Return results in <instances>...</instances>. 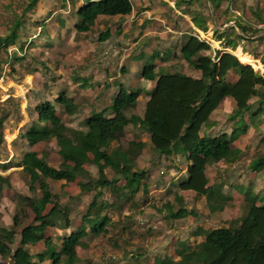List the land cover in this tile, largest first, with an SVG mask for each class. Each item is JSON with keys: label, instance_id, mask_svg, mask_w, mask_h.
<instances>
[{"label": "rangeland", "instance_id": "1", "mask_svg": "<svg viewBox=\"0 0 264 264\" xmlns=\"http://www.w3.org/2000/svg\"><path fill=\"white\" fill-rule=\"evenodd\" d=\"M82 1L39 0L35 6L27 9L29 0H0V35L8 34L14 21L18 18L22 19L19 29L21 37L17 40L19 50H14L13 46L0 50V174L8 178L0 185V228L15 230V242L10 245L13 249L20 245L21 229L34 218L28 205H21L18 196L41 195L39 188L35 191L29 188L30 176L23 164L24 154L29 151L34 152L55 167H60L62 163L58 153L59 139L52 138L50 141L32 145L24 136L31 125L39 124L36 106L46 100L52 101L57 108V114L68 126L82 130L86 128L87 115L95 109L106 106L113 92L119 88L114 84L115 81L111 86H107L108 89L101 87L103 79L106 78L104 71L106 62L117 63L111 65L112 68L108 67L110 77L115 76L125 84L130 83L128 88L138 86L137 76L134 75L131 79L126 77L127 72H132V68H136L137 75L143 68L142 63L138 65L139 67L131 65V59L125 56L126 51L132 47V41L125 33H130L131 29H127L124 33L123 29L118 31L116 28L118 25L122 28L125 17L102 15L98 17L90 31L76 32L75 23L78 16L75 10ZM135 1L136 7L139 6V0ZM150 1L157 4L156 8L166 3L163 0ZM183 3L184 11L193 8L195 13L208 12L210 17L208 27L227 28L230 37L239 43L242 40L237 34L244 33L236 28L235 31L231 30L230 27L234 26L235 20L242 26L247 24L255 28L248 29L246 33L249 36L261 31L254 25L264 19V0H224L217 9L213 8L209 0H183ZM167 4L168 7L158 8L160 11L157 12H166L164 16L167 19L166 23L169 20L173 23V17L169 16L166 10L169 9V3ZM181 23L182 20L179 26ZM107 29L111 31V36L101 40L100 33ZM169 33L171 35L167 38L175 39V33ZM142 35L145 36V32L137 39L142 38ZM198 35L202 40L212 42L211 35L207 33L203 35L201 32ZM187 37L182 36L180 42ZM259 40L262 41L263 38ZM217 48H219L217 44L212 43L211 50L203 53L214 56ZM159 52H156L154 57L147 56L142 61L151 63L155 58L160 60ZM16 56L20 58L17 60ZM175 60L170 65L160 63L157 70L183 73L193 71L188 60L181 55H176ZM261 61L263 63L264 56ZM251 66L264 74V65L257 63L254 65L256 68ZM228 78H236L235 72L231 71ZM62 92L72 96L77 103L79 109L74 114H68L56 101ZM96 99H99L98 104L95 102ZM227 106L230 109L228 103ZM225 111V114L229 112V110ZM245 116L248 120V115ZM259 117L254 122L249 120L248 128L240 134V145L243 150L240 158L233 162L224 160L215 162L207 167L209 180L222 181L225 184L224 191L232 196V200L223 211H211L205 196H195L192 192H184L185 200L182 202L178 200L176 193L180 190L177 184L171 185L170 180L179 179L177 178L180 176L179 171L183 169L181 167L184 166L186 159L183 155H160L150 144L149 150L136 157L135 169L147 172L138 192L132 194L128 200L126 197L119 199L117 196L122 195L123 190L127 191L120 188L125 181L122 177L116 186L117 190H113L112 187L102 189L103 195L100 200L114 204L106 207L102 214H108L112 221L108 223L105 233L88 234L80 240L77 246L79 259L74 264L119 262L161 264L168 258L177 261L181 258L182 244L193 246L203 237L189 235L192 229L198 226L207 230L239 226L241 217L248 210V201L243 195L244 192L238 189L239 185L247 186L253 194L259 193L264 199V170L255 171L251 167L253 159L264 154V114ZM237 121L238 119H232L229 115L217 131L227 129L225 126L229 124L233 129ZM239 123L240 121L238 125ZM132 130L129 129L126 134L120 132L118 142L127 144V138L130 137ZM118 142L112 143V146H116ZM84 166L92 178H98V167L95 164L86 163ZM106 171L109 178L117 176L110 167ZM47 181L56 199L62 206H68L70 209V228H64V220L61 219L57 226L49 227L46 231L45 238H51L56 243L57 249H60L63 237L71 231L78 230L95 191L81 192L78 180L66 182L63 179L48 178ZM257 204L262 203L259 201ZM180 206L195 210L196 215L180 219L171 218V212L177 211ZM17 213L21 221L18 225H14L13 217ZM25 247L32 254H37L46 250V241L44 239L36 244H27ZM65 259L64 254L61 264H67ZM0 261H3L1 257ZM34 262V264H51L49 259L40 262L35 258Z\"/></svg>", "mask_w": 264, "mask_h": 264}, {"label": "trees", "instance_id": "2", "mask_svg": "<svg viewBox=\"0 0 264 264\" xmlns=\"http://www.w3.org/2000/svg\"><path fill=\"white\" fill-rule=\"evenodd\" d=\"M39 0H29L27 9L37 4ZM214 9L221 6L224 0H209ZM131 0H85L76 10L78 16L75 24L76 32H88L94 26L99 16H116L131 13ZM194 21L195 18H194ZM200 29L207 31L208 27ZM22 19L18 18L11 25L8 34L0 35V50H6L16 44L19 38V29ZM244 34H237L240 39H246L247 26L237 24ZM235 31L234 26L230 27ZM215 36L225 40L228 47L235 48L237 41L230 37L228 29H215ZM111 36L109 30L101 32L99 38L105 40ZM211 50V45L191 34L180 49L181 56L188 60L189 65L199 72L193 77L188 72L156 71V65L146 63L143 76L155 81V90L147 101L143 117L129 112L137 105L138 92L130 91L120 83L118 93L113 96L112 102L93 110L85 118V130L72 128L57 114L55 104L46 100L36 106L39 124L31 125L24 136L32 145L52 138L60 140L58 153L62 158L60 167L50 165L43 157L34 152H26L23 156L27 172L30 176L29 188L31 191L40 189V196L19 195L21 205L26 204L34 214L31 223L20 231V245L12 248L15 242L13 228H0V264H34L37 258L40 262L47 259L51 264H61L63 255L66 263L74 264L78 261L77 246L80 240L88 234L99 235L107 231V225L112 221L108 214H102L106 207L114 206L105 200H100L105 187H116L120 177L125 181L120 186L122 195L130 199L138 192L146 176V170L136 168V157L145 147L144 142L131 141L127 148L121 145L112 146L118 134L125 130L132 121H137L139 127L150 134V144L160 155H183L188 164V176L181 181L183 190L193 189L198 194H206L211 211L220 208L219 203L229 199L220 191L209 186L206 177V164L210 160L236 161L243 154L240 148H234L233 142L241 131L248 127L246 116L252 122L264 114V74L255 70L251 65H257V60L249 54H235L215 49V55L204 54ZM13 56V55H12ZM20 57H15L19 59ZM239 58V59H238ZM263 66L261 63H259ZM255 67V66H254ZM256 68V67H255ZM235 72L236 78L230 79L229 73ZM231 97L234 108L230 117L240 121L239 127L231 133L223 132L212 134L206 131L205 126L214 110L222 101ZM56 101L65 108L68 114H74L79 109L73 97L62 92ZM113 113L112 117L108 114ZM246 120V121H245ZM78 139L77 141L75 139ZM86 163L98 167V178L91 177L85 168ZM110 167L117 176L109 178L106 169ZM255 171L264 170V154H260L251 163ZM78 180L81 192L95 191L93 200L89 203L82 223L78 230L71 231L64 236L61 248L51 238H45L49 227H55L61 219L64 228H70V209L56 199L47 179ZM87 178V180H83ZM7 177L0 174V185ZM38 185V187H37ZM246 192L248 210L241 217L239 226L216 227L205 230V239L197 243L194 248H182L180 260L164 259L161 264H264V204L258 195ZM181 200V197H179ZM51 207L48 208V205ZM25 206V205H23ZM188 215H196L195 210L181 207L171 212L170 217L180 219ZM14 225L21 221L19 213L14 217ZM88 227V228H87ZM46 241V250L32 254L25 245ZM125 264V263H116Z\"/></svg>", "mask_w": 264, "mask_h": 264}, {"label": "crops", "instance_id": "3", "mask_svg": "<svg viewBox=\"0 0 264 264\" xmlns=\"http://www.w3.org/2000/svg\"><path fill=\"white\" fill-rule=\"evenodd\" d=\"M131 1L133 4V10L131 13L125 14V15H116V16H124L125 17V20L122 23V28H120V25H118L116 27V28H118L117 29L118 31H121L123 29V31L125 33V31L127 29H131L130 33H125L131 39L130 41H132V43H131L132 47L129 49V51H126L125 56H128V58L131 59V61H132L131 65H134L136 67V66L140 65V63H142V66H143L142 71L141 70L139 71V75H137V73L135 72L136 68H132V72L131 73L127 72L128 74H126V77L129 79H131V77H133L134 75L137 76L136 79L138 78L137 79L138 86H132V88H129L130 91H137L139 93L138 98H137V105L134 109H132L131 112H129V114L135 113V114L143 117L145 114V111H146L147 101L149 100L151 94L155 90V85H156L155 81L148 80V79L144 78V76H143L144 65L146 63H144L142 60L144 58H146L147 56L149 58H152L156 55V52L160 51L159 52L160 60H157L155 58L154 62H153L156 65V71H158L157 68L160 66V63L170 65V63L174 62L176 55H178V56L181 55L180 49H181L182 45L187 41L188 37L191 34L196 35L201 39V37L198 35V33L200 34V32H201V34H203V35L205 33H207L209 36L211 35L210 40L212 41V42H208V41L207 42L210 43V45H212V43L217 44V46L219 47L217 49H220L222 51H228V52L235 54L236 56L241 57L240 53L234 51L237 49L240 52L242 51L241 53L251 55L259 63L264 65V61H263V63L261 61L262 57L264 56V30L263 29L257 28L261 31H259L258 33H256L255 35H252V36H249L248 34L244 35V37L246 39H241L242 42H240V43L238 42L237 46L235 48H231V47L226 46L225 40L219 39L215 36L216 35L215 34L216 28H218L220 30H225L226 28H223V27L218 26V25H215V26H218L215 28L208 27L207 24L210 22V17H209L208 12L203 11L201 13H195V12H193L194 11L193 8H192V10L184 11L183 10V8H184L183 0H163L166 3L163 6L159 5V7H158L159 9H161L162 7L165 8V6L168 7L167 3H169V9L166 8V10H167V13H169V16L173 17V21H174L173 23H170V20L168 21V23H166L167 19L164 17V16H166V14H165L166 12L165 13L157 12L160 10L155 7L157 4L156 3L154 4L153 1L151 2L150 0H139V6H137V7H136V1L135 0L134 1L131 0ZM84 2H85V0H83L79 6H81ZM176 4H177V6H176ZM77 8H76V10H77ZM76 10H75V13H76ZM239 14H240V12H239ZM252 17H254V16L252 15ZM194 18L196 21H194ZM77 19H78V17H77ZM77 19H76V22H77ZM180 20H182L183 23H181L179 26ZM195 23H197V25L199 24V26L201 25V27H205V26L208 27V30L204 31V30L200 29L199 27L196 26ZM233 23H234V28H236V29H238V31H240L241 28L237 25L238 22H236V20H235ZM257 24L254 25V27H256ZM245 26H247V24H245ZM249 26L250 25L247 26V32L250 30L249 28L252 27V26H250V27ZM209 28H211V29H209ZM253 29H255V28H253ZM107 30H109V29H107ZM107 30H105V31H107ZM192 30H193V32H192ZM102 32H104V31H102ZM144 32H145V36L142 35V38L137 39V37ZM169 32L175 33L174 34L175 39H173V38L168 39L167 38L168 35H171ZM182 36H188V37L184 41L180 42V39ZM20 37L21 36H19V38ZM260 38H263V40L260 41L259 40ZM20 46H21V44H20ZM158 46H162L163 48L159 49ZM13 48H14V50H19L18 49L19 47L17 46V42H16V44L13 45ZM21 49H22V46H21ZM163 59H165V60H163ZM105 65L106 66L104 68V71H105L106 78L103 79L104 82H102L101 87L107 88V86L108 85L111 86L112 85L111 83H113L114 81H115L114 84H117L118 86L120 83H124V81L119 80L120 78L118 79V77H115L112 75H111L112 77H110V75H109L110 72L108 71V67L109 66L111 67V65H117V63H113V62L110 63V61H109V62H106ZM263 70H264V68H263ZM188 74L193 76V77L199 76V72L196 71L195 69H193V71H191V72H188ZM146 82H147V84H146ZM125 85L128 87V86H130V83L129 84L126 83ZM117 93H118V90L114 91L111 97L109 96L110 100H109V103L107 105H109L112 102L113 96H115ZM105 95H107V93ZM98 101H99V99H96L95 102H97V104H98ZM232 101H233V99L231 97L225 98L222 101V103L219 105V107L213 111V113L211 114V117L209 119V122H208L209 124L207 126H205V129L207 132L212 133L213 135L217 134V133H223V132L231 133L232 130H234L235 128H238V122L237 123L235 122L236 127H234L233 129H232V125L229 124V125L225 126V127H227V129L222 130L220 132L217 131V128L222 125V122L224 123V121H226V119L229 118L230 113H232L233 108H234V103ZM227 103L229 104V106H230L229 108L231 109V111H230V109H228ZM100 109H95V110L99 111ZM225 110H229V112L225 114V112H226ZM113 115H114L113 113L108 114L109 117H112ZM260 117L258 116L255 120L259 119ZM247 122H249V120H247ZM131 128L133 130H132V133L129 135L130 137L127 138V144L124 145V144H120L118 142L119 141V134H118L117 140L114 142H118L117 145H121L123 148H127L131 141L144 142L145 147L140 152V154H139V156H140L147 149L149 150L148 146L150 145V134L147 131L142 130L139 127V123L137 121H132V123H130L128 126H126L125 130L122 131L121 133L126 134V131H129V129H131ZM82 130H85V129H82ZM241 132H244V131H241ZM241 132H240V134H241ZM232 145L234 148L242 149V147L240 145V135L233 142ZM177 155H181V154H177ZM223 160L224 159L219 160V161L210 160L209 162H207L206 169H205L206 177L209 181V186H211V188L213 190H215L217 188L218 191H220L222 194H225L226 196L229 197L228 200L223 201L222 203H219L218 206L220 205V208L216 209L213 212L223 211L225 209V207L229 205L228 203L232 200V196L227 194L224 191L225 184L222 181H215V180L210 181L209 176L207 174V167L210 164L215 163V162L218 163V162H221ZM224 161H226V160H224ZM188 164L189 163L186 160V162L184 163V166L181 167L183 169H181L179 171L180 176L177 177V178H179L177 181L175 179L170 180V184L171 185L177 184L178 189L180 190V191H178V193H176V198L178 200H180L179 197H181L180 201L182 202L186 198L185 196H183L184 195L183 193L184 192H192V193H194L193 195H195V196H205L204 198L206 199V202L208 204L206 194H198L193 189L183 190L180 188L179 184L181 183V181L186 179L188 176V172H187ZM173 173H174V175L177 174L174 169H173ZM115 175H117V174L115 173ZM4 183H5V181H4ZM2 184L3 183H1V185ZM238 189L240 191L244 192L243 193L244 197L246 196L247 191H250L252 193L250 188H248L247 186H244L242 184L239 185ZM255 195H258L262 200V201H260V203L264 204L263 196L259 193H256ZM257 202H259V201H257ZM181 207L182 206H180V208ZM205 230H207V229H202L201 227L198 226V227L192 229L189 235L192 234V235H196L199 237L203 236L202 239L197 240L198 241L197 243H199L205 239ZM196 244H194V245H196ZM182 245H183L182 248H185L187 250L194 248V245L193 246L192 245L187 246L186 244H182Z\"/></svg>", "mask_w": 264, "mask_h": 264}, {"label": "built area", "instance_id": "4", "mask_svg": "<svg viewBox=\"0 0 264 264\" xmlns=\"http://www.w3.org/2000/svg\"><path fill=\"white\" fill-rule=\"evenodd\" d=\"M256 27L264 30V19L260 23H258Z\"/></svg>", "mask_w": 264, "mask_h": 264}, {"label": "bare ground", "instance_id": "5", "mask_svg": "<svg viewBox=\"0 0 264 264\" xmlns=\"http://www.w3.org/2000/svg\"><path fill=\"white\" fill-rule=\"evenodd\" d=\"M216 45V44H215Z\"/></svg>", "mask_w": 264, "mask_h": 264}]
</instances>
